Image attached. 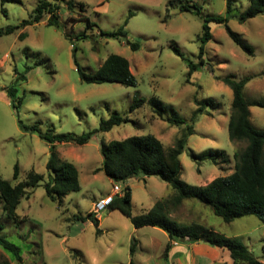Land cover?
Here are the masks:
<instances>
[{"label":"rangeland","instance_id":"1","mask_svg":"<svg viewBox=\"0 0 264 264\" xmlns=\"http://www.w3.org/2000/svg\"><path fill=\"white\" fill-rule=\"evenodd\" d=\"M39 1L0 0V30L28 20ZM70 1L75 4L71 10L66 4ZM233 2L235 16L230 18L229 26L254 48V55L237 46L224 25L211 23L213 38L206 46L205 65L192 74L188 63H199L198 38L204 19L226 16L227 0H174L171 5L168 0H60L59 27L47 25L45 17L38 24L0 36V177L4 180L12 184L24 181L31 169L43 174L45 181L50 179V144L36 132L25 131L20 121L29 127L37 124L43 132L53 129L57 134L82 135L97 130L101 120L116 112L127 120L109 132L96 133L85 148L69 145L79 148L71 155L66 154L69 146L58 145L61 159L78 167L82 190L71 192L59 205L47 196L42 181L40 186L27 189L29 197H22L17 209L21 217L18 223L2 217L0 210V235L21 249L22 259L18 261L1 246L0 256L12 264H128L135 237L139 240L135 264H149L152 258L159 260L167 237L157 233V227L136 229L128 217L111 209L95 214L100 221L97 227L89 214L93 213L95 202L113 193L115 185L122 189L130 186L133 215L172 197L175 190L156 176L140 175L126 184L112 181L98 171L103 161L100 142L153 134L167 149H172L185 127L169 121L173 110L190 124L197 109L195 99H210L215 107L205 106V113L195 122V133L180 155L181 177L191 185L205 186L235 171V154L246 143L230 139L233 93L218 78L251 77L244 90L246 98L264 99V15L242 23L236 15L248 8L249 0ZM185 3L191 6V12L180 11V5ZM83 16L95 26L87 28V20L76 22ZM126 21L127 39L99 35L101 31H116ZM85 31L87 40L80 36ZM22 33L24 39L20 38ZM128 41L139 44V49L133 50ZM173 43L184 58L176 54ZM74 47L78 63L87 73L96 71L111 54L125 57L138 85L83 82L75 64ZM28 67L27 81L16 84ZM13 84L22 99L18 109L12 106L5 90ZM137 94L145 102L133 108ZM250 110L253 125L264 130V109L252 106ZM82 150L85 156L81 158ZM207 150H223L224 155L215 164L191 157V152L200 155ZM16 165L20 168L17 180ZM169 208L179 224L199 223L227 237H237L264 262V225L257 217L245 216L227 223L196 199H186ZM195 264H200L197 257Z\"/></svg>","mask_w":264,"mask_h":264},{"label":"trees","instance_id":"2","mask_svg":"<svg viewBox=\"0 0 264 264\" xmlns=\"http://www.w3.org/2000/svg\"><path fill=\"white\" fill-rule=\"evenodd\" d=\"M168 1L169 5H171L174 0ZM66 4L69 10L75 5L72 1L66 2ZM81 7L84 9L83 4H81ZM61 8L60 0H40L28 20H24L20 25L1 29L0 36L10 35L27 26L38 24L45 17L48 18L47 25L59 27L60 22L57 11L61 10ZM194 9L199 14L200 10L198 7L194 5ZM180 11L191 12V6L188 3L181 4ZM233 12L234 2L233 0H227L226 16H212L204 19L202 33L198 38L200 43L199 63H188L190 74L197 70L199 66L205 65L206 46L213 38L211 23L224 25L234 43L248 55H254V48L229 26L230 18L235 16ZM132 15L131 13L130 17ZM259 15H264V0H249L248 8L236 16L243 23ZM82 20H87V28L95 26L86 16L76 22ZM127 25L128 21L116 31H101L99 35L109 39H127ZM80 36L83 40L89 38L86 31ZM20 38L24 39L25 34L22 33ZM128 43L133 50L139 49V44L130 43L129 41ZM172 46L176 54L184 58L180 48L175 43ZM76 51L77 48L74 47L75 64L83 82L87 84L119 83L130 87L138 85V81L131 71L130 62L125 57L111 54L96 71L87 73L79 65ZM29 70L30 68L28 67L26 73L17 78L16 84L20 81H27L26 74ZM218 79L227 85L233 93L228 123L230 139L232 142L246 143V147L235 154L237 158L236 169L231 175L217 177L205 186L191 185L181 177L180 155L184 152L190 136L195 133V122L199 115L205 113L207 104L215 107L213 100L200 101L198 98L195 99L197 109L192 116L190 124L173 110V118L169 119V121L174 125L185 127L182 130L181 137L176 141L172 149H167L166 145L153 134L133 136L122 141L107 142L102 139L100 151L103 161L98 171H103L112 181L124 184L140 175L145 177L156 176L175 190V194L172 197L159 201L154 207L139 215H133L132 191L129 185H125L122 189V195L115 196L108 209L120 211L130 219L136 229L157 227L165 231L173 241L204 242L212 247L227 250L232 259L231 264H264L263 261L251 253L241 239L227 237L199 223L181 225L170 216L172 209L169 208L170 205L179 206L186 199H196L210 206L214 214L227 223L245 216H255L264 225V130H259L253 125L250 110L252 106L264 109V99L250 101L246 98L244 90L247 83L252 79L251 77L236 79L234 76L228 75ZM16 84L7 87L5 90L8 98L12 100V106L18 109L22 105V99L18 97ZM144 102L145 99L137 94L134 97L133 108L139 107ZM126 121L116 112L108 119L101 120L97 130L89 131L82 135L73 133L57 134L53 129L43 132L37 124L29 127L20 121L19 123L25 131L36 132L42 140L50 144L51 153L47 163L50 179L45 181V176L37 173L35 169H31L28 172L24 181L16 184H12L0 177L1 216L18 223L21 217L18 215L17 209L22 197H29L27 189L40 186L42 181H45L44 188L47 196L51 200L58 202L59 205L63 204L64 198L71 192H80L82 185L78 167L68 160L61 159L56 150V144L65 143L83 146L90 143L96 133L109 132ZM220 155H224L223 150H207L200 155L191 152V157L194 160H208L214 164ZM19 176L20 168L16 165L14 168V179L17 180ZM89 218L93 219L94 224L99 227L100 221L95 218V213H90ZM81 219L86 220L85 218ZM98 231L100 232L101 230ZM0 246L5 251L12 253L18 261H21V249L1 235ZM136 249L137 240L133 238L130 246V264H135ZM170 249L171 244H168L164 251L165 259L168 258ZM0 264H12V262L6 257L0 256Z\"/></svg>","mask_w":264,"mask_h":264},{"label":"crops","instance_id":"3","mask_svg":"<svg viewBox=\"0 0 264 264\" xmlns=\"http://www.w3.org/2000/svg\"><path fill=\"white\" fill-rule=\"evenodd\" d=\"M58 145H63V146H69V145H74V144H65V143H58L56 144V150ZM88 144L80 146L85 148V146H88ZM78 146V145H76ZM70 147V146H69ZM82 148V149H83ZM79 148H68V151L66 154H73V152H76ZM58 151V150H57ZM84 151V150H82ZM80 152V156H85V151ZM67 160V159H64ZM102 166V163H101ZM79 170V169H78ZM80 175V171H79ZM170 216L174 219L175 216L173 215L172 212H170ZM156 228V227H155ZM141 229V228H140ZM157 233H161V235L167 237V243L165 247H162V253L160 257L158 258L159 260L156 261L153 258L149 260V264H195L196 263V257L197 261L200 264H231L232 259L230 256V253L227 250L218 248V247H212L207 243L200 242V243H190L187 241L183 242H178V241H173L170 239L169 235L163 231L162 229L158 228V230H155ZM135 238V237H134ZM137 240V249H136V254L134 259L138 256V245H139V240ZM155 238L153 239V242H155ZM168 244H171V249L169 250V255L168 258H164V251L167 247ZM199 258L201 260H199ZM130 264V261L128 262Z\"/></svg>","mask_w":264,"mask_h":264},{"label":"built area","instance_id":"4","mask_svg":"<svg viewBox=\"0 0 264 264\" xmlns=\"http://www.w3.org/2000/svg\"><path fill=\"white\" fill-rule=\"evenodd\" d=\"M122 195V188L115 185L113 187V193L105 198L100 199L94 203L93 213L98 214L109 208L111 203L114 201L115 196Z\"/></svg>","mask_w":264,"mask_h":264}]
</instances>
